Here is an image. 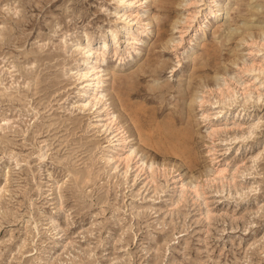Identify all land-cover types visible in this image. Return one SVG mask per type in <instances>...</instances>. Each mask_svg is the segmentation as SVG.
I'll return each mask as SVG.
<instances>
[{
  "label": "rangeland",
  "instance_id": "374dc122",
  "mask_svg": "<svg viewBox=\"0 0 264 264\" xmlns=\"http://www.w3.org/2000/svg\"><path fill=\"white\" fill-rule=\"evenodd\" d=\"M0 264H264V0H0Z\"/></svg>",
  "mask_w": 264,
  "mask_h": 264
},
{
  "label": "bare ground",
  "instance_id": "6f19581e",
  "mask_svg": "<svg viewBox=\"0 0 264 264\" xmlns=\"http://www.w3.org/2000/svg\"><path fill=\"white\" fill-rule=\"evenodd\" d=\"M135 1H138V0H134V2ZM85 52H86V55H85V57H89L90 56V53L92 52V50L91 49H86L85 50ZM94 52V51H93ZM103 58V57H102ZM100 60H102V59H100ZM101 62V61H100ZM261 64L262 63H258L257 62V65H255V67H253V63H250L249 65H250V67H251V69H257L258 71H261L262 70V67H261ZM90 68H92V69H95V66H93V65H90ZM244 69H245V67H243ZM100 71L101 70H99V69H97L96 71H94V73H93V75L89 78V79H85V81H84V88H83V90H82V96H84L85 97V99H87L88 101L87 102H90V104H89V106L87 107L88 109H90L92 106H94V105H96L97 103H101L100 105H101V108H103V106H104V104H105V102H100L101 101V98H102V82H101V78H100V76L102 75V74H100ZM109 72L108 71H106L105 72V75L106 74H108ZM83 74H80L79 76H78V78L79 77H81ZM85 107V104L83 103L82 104V106H81V108L83 109ZM105 117H100V119H98V120H103V121H106V120H108V122H103V123H101V126L103 127L104 126V131H106L107 129H108V125H110V124H112V122H113V119H114V114H112V113H109V111L108 112H105ZM203 116V115H202ZM120 128V126H117V128L116 129H119ZM120 132V130H118V132L117 133H119ZM115 135V134H114ZM123 138H125V137H121L120 139H123ZM142 138V137H141ZM108 150H111V149H108ZM123 159H124V161H125V166L127 167L128 166V161L130 160V149H128V151H127V153H126V155L125 156H123L122 157ZM106 160V159H105ZM107 160H112V158L111 157H109V158H107ZM106 160V161H107ZM105 161V162H106ZM107 163V162H106ZM109 163V162H108ZM140 163H141V165L144 163V161L143 160H140ZM127 169V168H126ZM221 171H222V169H218L217 171H216V174H220L221 173ZM215 174V175H216ZM221 175V174H220ZM217 176V175H216ZM219 176V175H218ZM220 177V176H219ZM184 183V182H183ZM183 183L181 184L182 186H184L183 185ZM182 186H180V187H182ZM185 188V187H184ZM183 188V189H184ZM192 191H193V193L195 192L196 193V191H197V189H196V187L195 186H193L192 187ZM198 193V192H197ZM37 230V229H36Z\"/></svg>",
  "mask_w": 264,
  "mask_h": 264
}]
</instances>
